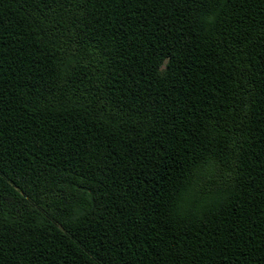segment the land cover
Listing matches in <instances>:
<instances>
[{
  "label": "trees",
  "instance_id": "16d2710c",
  "mask_svg": "<svg viewBox=\"0 0 264 264\" xmlns=\"http://www.w3.org/2000/svg\"><path fill=\"white\" fill-rule=\"evenodd\" d=\"M0 264H264V0H0Z\"/></svg>",
  "mask_w": 264,
  "mask_h": 264
}]
</instances>
